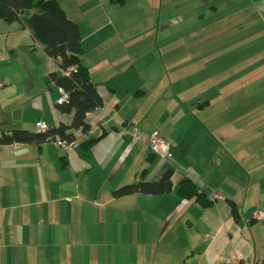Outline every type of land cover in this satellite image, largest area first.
Instances as JSON below:
<instances>
[{
    "label": "crops",
    "instance_id": "obj_1",
    "mask_svg": "<svg viewBox=\"0 0 264 264\" xmlns=\"http://www.w3.org/2000/svg\"><path fill=\"white\" fill-rule=\"evenodd\" d=\"M57 1L103 106L70 151L0 146V264H264V0H136L159 17L141 27L121 17L128 0ZM52 73L30 29L0 21V133L72 124ZM169 171L170 193L114 196ZM184 178L208 207L179 197Z\"/></svg>",
    "mask_w": 264,
    "mask_h": 264
},
{
    "label": "trees",
    "instance_id": "obj_2",
    "mask_svg": "<svg viewBox=\"0 0 264 264\" xmlns=\"http://www.w3.org/2000/svg\"><path fill=\"white\" fill-rule=\"evenodd\" d=\"M0 21L8 24L19 22L32 32L35 42L44 47L47 55L55 60L61 71L52 73L51 81L65 90L68 100L59 104L62 112L73 113L70 126L61 124L50 128L46 133L38 134L28 130H15L12 133H0V146L11 144H37L60 136L69 143L75 141L73 130L89 133L90 125L86 121L89 113L103 106L88 68L83 64V44L78 25L72 21L57 0H0ZM97 140L79 146L84 152L89 151ZM172 172L156 182L141 181L126 185L114 192L115 197H124L136 193L161 195L170 193L173 188ZM177 194L183 199H194L203 207L211 204L208 196L188 178L178 185ZM235 216H238L235 205H232Z\"/></svg>",
    "mask_w": 264,
    "mask_h": 264
},
{
    "label": "built area",
    "instance_id": "obj_3",
    "mask_svg": "<svg viewBox=\"0 0 264 264\" xmlns=\"http://www.w3.org/2000/svg\"><path fill=\"white\" fill-rule=\"evenodd\" d=\"M0 86H3V84H0ZM59 90L61 94L59 104H64L68 100V94L62 88H59ZM34 130L38 134H43L49 130V127L45 122L39 121L35 124ZM130 136L132 140H141L146 142L152 154L160 157L163 160L171 159L170 146L159 132L154 131L149 134H145L144 132H141L138 127H133V129L130 131ZM50 142L58 148L63 149L64 151H70L73 148V143H69L67 140L61 138L60 136L55 137L54 139H50ZM216 198H220V196H215V199ZM253 217L256 220H264V213L255 212L253 214Z\"/></svg>",
    "mask_w": 264,
    "mask_h": 264
},
{
    "label": "rangeland",
    "instance_id": "obj_4",
    "mask_svg": "<svg viewBox=\"0 0 264 264\" xmlns=\"http://www.w3.org/2000/svg\"><path fill=\"white\" fill-rule=\"evenodd\" d=\"M35 2L39 1V0H34ZM129 1V5L126 9H130L128 10V13H126L127 11H123L121 13V17L123 19V21L125 22V19H127V24H134V25H138L139 27L141 26H146L148 25H152V24H156L158 22L159 17L158 16H153L147 13V11L149 10H137L136 8H134V3L136 2V0H128ZM160 2H162V0H160ZM142 7H147L146 5H143Z\"/></svg>",
    "mask_w": 264,
    "mask_h": 264
}]
</instances>
